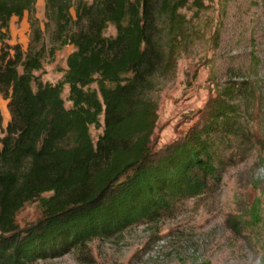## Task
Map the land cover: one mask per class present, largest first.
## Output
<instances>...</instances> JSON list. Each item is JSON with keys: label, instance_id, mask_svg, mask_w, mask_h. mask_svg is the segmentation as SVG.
I'll use <instances>...</instances> for the list:
<instances>
[{"label": "trees", "instance_id": "trees-1", "mask_svg": "<svg viewBox=\"0 0 264 264\" xmlns=\"http://www.w3.org/2000/svg\"><path fill=\"white\" fill-rule=\"evenodd\" d=\"M37 2L0 0V96L10 116L3 127L0 111V264L61 256L202 194L218 179L216 136L235 128L234 89L225 87L200 124L160 153L151 151L156 103L146 92L154 76L175 65L185 23L179 9L188 0H43L44 29L34 15ZM203 2L191 5L199 10ZM25 12L26 50L8 42L11 18ZM109 24L113 36L104 34ZM65 44L73 50L62 78L43 82L35 71L44 55ZM101 116L103 131L93 141L90 126L99 128ZM35 200L41 219L20 228L16 213Z\"/></svg>", "mask_w": 264, "mask_h": 264}, {"label": "rangeland", "instance_id": "rangeland-1", "mask_svg": "<svg viewBox=\"0 0 264 264\" xmlns=\"http://www.w3.org/2000/svg\"><path fill=\"white\" fill-rule=\"evenodd\" d=\"M203 3L197 10L188 0L179 9L185 23L175 47V65L166 75L154 76L146 92L156 103L150 147L160 153L183 138L203 121L207 104L225 87H232L235 128L216 136L221 158L218 179L211 178L202 194L176 200L152 219L31 264H264V0ZM34 15L44 29L42 4H37ZM157 31L165 47L169 37L163 24ZM30 34L25 12L10 23L8 42L20 43L26 50ZM104 34L113 36V25ZM43 39L49 49L50 29ZM72 50V45L65 44L53 55L46 53L35 74L43 82H57ZM67 95L65 85L62 97L69 107ZM0 111L5 127L10 116L1 96ZM100 124L90 126L93 141L103 131V116ZM41 217L35 200L16 213L15 222L24 228Z\"/></svg>", "mask_w": 264, "mask_h": 264}, {"label": "crops", "instance_id": "crops-1", "mask_svg": "<svg viewBox=\"0 0 264 264\" xmlns=\"http://www.w3.org/2000/svg\"><path fill=\"white\" fill-rule=\"evenodd\" d=\"M37 4H42V5H43V7H44L43 0H38ZM23 17H24V16H23ZM14 18H16V17H15V16H13V17L11 18V22H10V23H12V22L14 21Z\"/></svg>", "mask_w": 264, "mask_h": 264}]
</instances>
